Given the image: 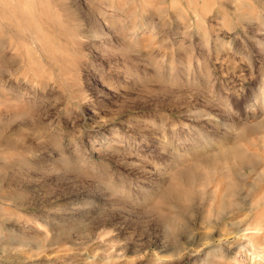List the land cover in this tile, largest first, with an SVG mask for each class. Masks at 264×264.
Segmentation results:
<instances>
[{
  "label": "rangeland",
  "instance_id": "374dc122",
  "mask_svg": "<svg viewBox=\"0 0 264 264\" xmlns=\"http://www.w3.org/2000/svg\"><path fill=\"white\" fill-rule=\"evenodd\" d=\"M0 7V264H264V0Z\"/></svg>",
  "mask_w": 264,
  "mask_h": 264
},
{
  "label": "bare ground",
  "instance_id": "6f19581e",
  "mask_svg": "<svg viewBox=\"0 0 264 264\" xmlns=\"http://www.w3.org/2000/svg\"><path fill=\"white\" fill-rule=\"evenodd\" d=\"M12 4H13V2H12ZM1 8V7H0ZM17 8V7H16ZM6 18V17H5ZM8 19V18H7ZM194 172V171H193Z\"/></svg>",
  "mask_w": 264,
  "mask_h": 264
}]
</instances>
